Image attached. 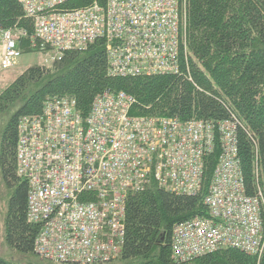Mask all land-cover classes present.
<instances>
[{"label": "built area", "instance_id": "obj_1", "mask_svg": "<svg viewBox=\"0 0 264 264\" xmlns=\"http://www.w3.org/2000/svg\"><path fill=\"white\" fill-rule=\"evenodd\" d=\"M76 1L17 0L33 33L0 31V69L16 65L27 38L31 52L52 62L104 41L112 78L180 76L189 69L183 0H90L72 7ZM136 104L124 92L105 90L86 116L74 99L60 97L47 100L40 114L19 119L16 175L28 186V222L39 227L34 254L53 264L118 259L128 195L154 183L176 196L196 197L207 160L218 150L202 199L206 216L173 227L171 259L189 263L223 249L260 255L264 200L245 194L236 117L182 123L131 115Z\"/></svg>", "mask_w": 264, "mask_h": 264}, {"label": "trees", "instance_id": "obj_2", "mask_svg": "<svg viewBox=\"0 0 264 264\" xmlns=\"http://www.w3.org/2000/svg\"><path fill=\"white\" fill-rule=\"evenodd\" d=\"M78 1L71 6L90 2ZM183 2L189 69L183 67L180 76L112 78L105 43L97 41L85 51L65 53L50 67L26 68L0 91V179L9 194L4 244L10 251L38 258L33 248L39 227L28 222V186L16 175L17 125L22 117L40 114L52 98L74 99L83 116L105 90L132 96L137 104L131 115L177 118L182 123L193 118L217 123L234 115L245 194L264 200V0ZM13 27L25 30L28 37L33 33L17 0H0V31ZM28 41L21 40L22 54H36L28 49ZM217 155L218 150L207 160L202 192L196 197L176 196L154 183L128 195L122 253L107 264H264V253L257 260L232 249L189 263L171 259L173 227L206 216L202 199ZM0 264L18 263L0 258Z\"/></svg>", "mask_w": 264, "mask_h": 264}, {"label": "rangeland", "instance_id": "obj_3", "mask_svg": "<svg viewBox=\"0 0 264 264\" xmlns=\"http://www.w3.org/2000/svg\"><path fill=\"white\" fill-rule=\"evenodd\" d=\"M2 49L3 44L0 39V55L2 53ZM47 57L48 56L45 54L38 53L22 54L21 57L17 60L16 65L14 67L7 70L0 69V91L3 90L6 86H8L18 74H20L30 66L40 65L50 67L53 62ZM8 196L9 194L0 179V258L18 264H49L48 262H44L38 258L23 257L16 253H13L4 244V218L7 211ZM263 253L264 250L260 255H257L256 259L260 260Z\"/></svg>", "mask_w": 264, "mask_h": 264}]
</instances>
